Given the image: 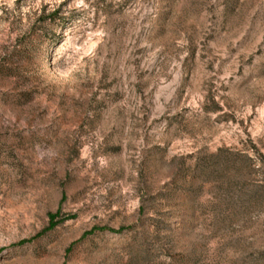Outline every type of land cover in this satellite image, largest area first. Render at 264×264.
I'll return each mask as SVG.
<instances>
[{
  "label": "rangeland",
  "instance_id": "1",
  "mask_svg": "<svg viewBox=\"0 0 264 264\" xmlns=\"http://www.w3.org/2000/svg\"><path fill=\"white\" fill-rule=\"evenodd\" d=\"M0 264H264V0H0Z\"/></svg>",
  "mask_w": 264,
  "mask_h": 264
},
{
  "label": "trees",
  "instance_id": "2",
  "mask_svg": "<svg viewBox=\"0 0 264 264\" xmlns=\"http://www.w3.org/2000/svg\"><path fill=\"white\" fill-rule=\"evenodd\" d=\"M229 155H231L230 157H232V156H234L233 154H229ZM240 155H243V154H236V156L237 157H239V158H244V159H246V161H249V162H251V163H255L256 161H254V159H251V158H249V157H247V156H240ZM235 157V156H234Z\"/></svg>",
  "mask_w": 264,
  "mask_h": 264
}]
</instances>
